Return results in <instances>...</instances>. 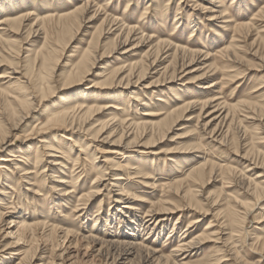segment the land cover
<instances>
[{
  "label": "rangeland",
  "instance_id": "obj_1",
  "mask_svg": "<svg viewBox=\"0 0 264 264\" xmlns=\"http://www.w3.org/2000/svg\"><path fill=\"white\" fill-rule=\"evenodd\" d=\"M86 1L0 0V20L22 16L30 18L29 21L24 23L21 32L0 31V75L12 78L0 79V125L3 126L8 139L15 144L10 147L9 151L24 156L26 148L31 147L28 161L25 162L20 158L21 162H17L19 164L17 166L37 173L34 178H32L33 176H27L28 179H26L27 182L33 181L35 186L24 184L23 180L12 170V166L9 168V172L5 171L4 173V176H8L7 182H2L6 187H2V184H0V190L6 193L7 198L1 201L0 210L4 209L1 211L6 214V222L0 226V257L1 255L9 254L7 250L5 251V247L8 243L14 241V237L8 236V238H5L4 236L9 231L15 232L16 230V227L13 228L15 223L10 225L8 223L10 220L14 221L16 217L20 216L22 217L21 220L28 224L43 223L45 220L48 226L55 225L58 228L72 229L76 232L75 236L79 239L80 247L76 249L72 246L67 251L69 254H66L62 264H100L104 257L97 254V251L101 247V250L105 253V250H107V248L104 249L105 244L102 246L91 242L90 247L86 250L83 241H89L83 238L95 236L102 243L110 240L120 242L124 240L121 238L122 236L124 237L130 233L126 227H121V224V226L118 225L117 220H113L110 227L104 226L105 219L110 213L118 215L116 210L119 207L114 200H116V194L120 192L118 190L121 188L107 187V190L102 191L101 196L99 195L91 204L90 211L85 219L84 217H78V214L72 212V208L78 204L77 201L84 198L87 194V187L92 178L95 177V169L99 168L102 171L104 167L102 160L110 158L114 163L123 164L125 159H130L129 164L133 165L132 168H135L140 173L139 175L143 179H135L134 182H130L127 179L124 180V189L129 197L123 195L122 201L125 204H132L131 209L133 210L127 211L131 212L132 217L135 215L136 221H139V225H141V213L146 211L153 202L167 200L169 204L189 205V198L185 199L181 196L183 192L177 193L170 198L162 197L164 190L160 189V186L171 181H178L179 178L182 179L193 164L195 165L204 156L208 162L219 164L223 169L215 171L214 179H210L208 184L203 186L195 184L192 186L193 189L190 188L195 211L187 209L184 212V216L179 219H176L179 213L169 217V220L164 223L165 226L160 229L161 231H158L159 234L156 236L154 235V230L152 231L155 224L149 225V230L138 233V241L141 242L142 239H145L144 243L149 247L162 250L163 255H169L178 239L187 235V232H185L187 224L195 217H198V211L201 210V212H206L207 215L200 217L199 223L194 226V229L192 228L194 231H192L189 239L201 236L202 233L206 232L218 231L217 233H220L222 231L221 233L234 232L233 234H235V231H239L240 233L236 238L237 242H235V250L239 252V255L243 257L247 264H264V255L256 254L258 253V245H255L256 238L263 239L264 237V221L259 218L264 213L262 211L264 210V197L257 200L258 203L255 202L252 192L247 191L246 193V189H243L247 185L243 178L261 183L264 182V179L256 180L260 169H252L250 165V167H247L248 163L240 158L246 154L247 159L251 160V163L262 164L264 167V0H217L220 3L214 4L216 7L215 11L220 10L219 7L222 5L225 6L227 15L229 14L231 17L230 22L227 23L228 25L224 23L226 19L217 17L212 19L211 16H216V14L212 15L200 10V7L203 6L212 7V5H207L203 0H90L89 3L92 10L90 9V12L88 11L84 15L83 18L85 20L80 23L81 27H74L72 32L74 34L77 33L72 35V40L67 48L63 47L64 50H61L62 45H59V35L54 37L53 35H45L49 33V30L55 31L57 28L55 25L47 24L42 27L41 32L38 31L39 26L35 27L36 16L43 15L48 11L54 15L53 18H57L59 15L63 16L82 7ZM105 13L112 15L118 20L120 19V21L123 20L122 22L125 24L136 25L141 28L143 34L152 39L151 45L158 42H171L174 45L186 46L191 50H202L203 53L209 50L212 52L210 56L213 58L211 61L206 60V62L202 61L204 57H201L197 62L198 65L194 64L184 72L178 69L175 73L177 77L174 80L169 79L170 70L168 72L169 75L165 74L164 77H159V81H161L159 84L150 86V83L158 78V74L154 73L165 66L172 58L166 59L168 60L166 62L164 59L165 55L162 57L164 63L157 67L156 70L150 71L143 80L136 82L135 78H130L129 86L124 80L122 84L111 83L108 85V90H102L101 88L103 87L97 86L96 83L103 79L96 78V76H104L105 78L110 76L111 82L113 81L111 73L114 69L130 62L145 60L144 55L149 49L148 43L131 50L135 43L132 42L131 46L120 49L119 54L104 56L103 60L96 63L81 82L63 80L62 76L66 72L64 67L71 61H74L73 63L75 64V59L80 56L81 51L91 46ZM94 14V20L85 25L87 19ZM178 22L179 26H176ZM238 26L245 27H243V31L240 30L241 32H239ZM113 29L111 32L115 35ZM35 30L38 33H35ZM117 33L118 31H116ZM113 35L110 36L111 39L116 36ZM232 38L234 40L230 43ZM55 39L59 40V42L55 41ZM105 39L102 38L100 40L103 48L99 49L98 57L103 53L106 55L109 52L105 48L108 42L107 38ZM234 44L238 48L236 63L229 62L230 60L227 56L221 53L225 52L224 50L228 49L229 45V48L232 45L235 46ZM54 50L60 53L58 52L59 63L57 62V67L53 70L55 75L49 79V84H51L49 86L51 88L50 93L47 96L45 95V97L38 93L32 97L25 89H29L32 85L30 81L32 71L36 73L39 66L38 62L41 64V59L39 57L36 59V55L46 54ZM124 50L131 52L121 56L120 53H124ZM74 51L78 53H74ZM168 55L172 56V52H168ZM29 56H31L30 61L26 60ZM12 63L14 64L12 65ZM209 65H214L217 68V74L212 72L207 74V77L203 80L195 81L194 77L200 76ZM28 66L30 69L35 68V70L29 71ZM177 66L179 65L177 64ZM12 68L15 71L17 69L16 74H12L10 70ZM196 69L199 72L188 74L189 70ZM28 79L30 84L25 83ZM17 80L22 83V88L15 82ZM162 81H165V83L161 84ZM210 82H216L218 85L212 90H204V86ZM260 86L261 89L258 90ZM135 98L136 102L134 101ZM13 99L17 100L13 101ZM205 99H218L212 106L217 103H223L227 110L233 111L235 109L236 120L234 119V127L237 130L241 128L248 132L245 135L246 140L243 141L244 143L242 142L238 146L239 141L234 139L236 137V129L234 127L227 139V147H221L212 142V139L205 135L206 132H202L201 128H197L196 131L191 132L192 136H188L191 134L188 132L194 130L196 125L194 123L195 119L192 122L186 121L189 116H197L198 108H195L191 113H187L183 120L178 121L177 125L175 124L163 140L156 141L147 148L136 146L128 151H123L117 146L112 147L99 142H92L89 140V136V139H86V136L81 137L69 132L67 134L62 129H48L41 136H30L31 140L28 144L24 145L21 142L31 127L33 128L35 124L37 126L40 123H45L46 118L54 111L60 109L63 104L68 103V100H70L69 105L74 104L77 100L80 103H85V105L111 104L115 107L111 110L112 116H115L117 120L127 117L139 122L147 119L157 122L166 118L163 116L180 107L183 102L202 101ZM17 101L22 103L28 101L26 103L29 104L30 109L33 111L30 112L29 117L23 124L13 130L9 129V126H12L15 120H11L10 125H8L7 120L9 117H7V111L17 109L19 107ZM211 110L212 108L205 110L202 117L203 123L223 113V111L220 113L215 112L213 116L206 118V114L211 112ZM148 112L156 116H144V113ZM244 117L247 119H244ZM104 119L99 118L100 121ZM203 123L200 122V124ZM68 137L71 141H66ZM148 138L149 135L142 140L138 139V144L141 145ZM74 140L88 144L89 147L85 155L79 154L78 148H74L71 144ZM39 141L52 143L53 146L60 148L63 156L61 154H52L54 158L44 157L43 160L48 163L59 159L65 169H61V172H58L57 167L45 162H42L36 169L34 168V165H32L34 162L33 155H35V146L39 145ZM198 144L200 146V154L195 153V150H193L196 149L194 147ZM95 146L99 154L95 152L96 155L94 157L91 151ZM70 148L72 151L69 150ZM5 153L7 152L1 153L0 156H4ZM78 154V162H76L78 164H74ZM44 169L45 172H41ZM72 171L75 172L72 173ZM52 173L59 178H65L66 184L61 185L62 187H57V190H61L60 192L55 190V186L58 185L56 184L57 179L54 178L53 182L47 179ZM44 175L47 177H43ZM77 176L80 178L74 184L73 179ZM238 179H241L239 180L240 182L237 181ZM243 184H245L244 187ZM262 186H264V183H262ZM36 190L40 191L41 196L34 195ZM64 193H69V195L64 196ZM131 195L135 197L134 201L130 200L133 198ZM0 199H2V196H0ZM217 200L216 205L210 208L213 201ZM51 202H54L53 206H50ZM241 204H250L247 206V210L250 212H248L249 215H244L246 208L241 207ZM99 207L101 208L100 210ZM137 209L142 210L138 211ZM21 212L23 216L19 215ZM98 213L100 214V219L95 223L94 217ZM217 213L219 214L217 215ZM221 213H223V217ZM227 213L229 214L227 215ZM157 216L154 217L156 220L162 217ZM209 222L214 225L213 228L208 231L204 230ZM150 223L151 221L147 225ZM226 224L228 226H225ZM220 225L223 227H220ZM172 227L174 230H172ZM47 232L48 228L44 231L40 228L38 235ZM146 233L147 236H145ZM110 236L115 237L110 239ZM245 236L246 239H244ZM30 247L31 251H35L36 254L31 264H46L49 261L50 255L48 253L44 257L38 255L39 250L50 251L49 245L44 244L42 240H38L37 243L29 245L25 243L21 246L23 251ZM66 247L67 242L64 243L62 248L65 249ZM194 247L195 250L190 252V257L186 258L188 264H212L215 259L226 255L225 252H222L224 248H220V245L213 242H199ZM62 248L57 247L54 250L55 255L59 254ZM109 254L108 264L111 263L109 258L116 257L118 251L109 250ZM4 258L3 260L6 261L4 264H10L11 262L16 263L18 256L7 255ZM8 259L10 260L8 261ZM139 261L137 256H132L128 264H139ZM60 262L55 256L53 264H60ZM223 264H232V262L226 261Z\"/></svg>",
  "mask_w": 264,
  "mask_h": 264
},
{
  "label": "bare ground",
  "instance_id": "obj_2",
  "mask_svg": "<svg viewBox=\"0 0 264 264\" xmlns=\"http://www.w3.org/2000/svg\"><path fill=\"white\" fill-rule=\"evenodd\" d=\"M89 1L90 0H87L86 2H84L82 7L75 9L73 12H70L63 16L59 15V17L57 18L56 17L53 18L54 15L46 11L43 15L35 17L36 18L35 27L39 26L40 28L38 31L40 30L42 31V27L47 24L55 25V27H57L55 31L49 30L48 34H45V33L44 34L48 36L53 35V37L59 35L60 37L59 45L60 44L62 45L61 50L63 49V47L67 48L69 42L72 40V37H73L72 35L74 34L72 30H74V27L79 28L80 23L85 20V18H83L84 15H86L87 12L92 8ZM203 1L206 2L207 5H212V7L208 8L207 6H203V7H200V10H203L206 13L207 12L211 13L212 15L216 14V16H211L212 19L217 17V18L226 19L224 22L226 24L230 22L231 17L229 16V14L227 15L226 13L227 10L225 9L224 5L219 7L220 10L215 11L216 7L214 4H217L220 2H218L217 0H203ZM105 15L103 16L99 29H97L96 31V36L94 40L92 41L91 46L81 51V53L79 54L80 56H77L78 58L75 59V62H76L75 64L73 63L74 61H71L68 63V65L64 67V69H66V72L62 76L63 80L68 79V80L81 82L85 78V76L88 73H90L89 71L91 70V68H93V66L96 63L103 60L104 56L108 57V55L119 54L120 49L125 48L126 46H131L132 42H135V43L132 46L131 50L144 46V44L148 43L147 46H149V49L144 55L145 60L130 62L128 64H124L121 67L119 66L117 69H114V71H112L111 73L112 75L111 77L113 78V81L111 82L109 79L110 76L107 78H105L104 76L102 77L96 76V78L103 79V80H99L100 82L96 83L97 86L103 87L101 88L102 90L104 91L108 90V85L111 83L122 84L124 80H126V83L129 86V81L131 80L130 78H135L136 82L141 81L143 80V78L147 77L150 71L156 70L157 67L161 66L164 63L163 61L164 59L167 62L168 60L166 59L170 57H172L171 60L168 61V63L165 66H163L161 69L157 70L156 73H154V74H158V78L153 80L150 83V86L159 84L161 82L159 81V77H164V75L168 74L170 70H171L170 71L171 74L169 76V79L174 80L177 77L175 73L177 72L178 69L184 72L187 68H190V66L197 64V62L199 61L201 57H204L202 61H206V60L211 61V59L213 58L212 56H210L212 52L209 50H206V52L203 53L202 50H199V51L191 50L190 48L186 46L174 45L171 42H168V43L158 42L157 44L151 45L152 39L150 37H146L143 34V31L141 30V28L137 27L136 25L125 24L124 22H122L123 20L120 21V19L118 20L114 18L112 15H108L106 13ZM223 16H226V17L223 18ZM94 18H95V14L87 19L85 25L87 23L92 22ZM29 19L30 18L28 16H22L19 18L18 17L17 18L8 17V18L1 19L0 20V31L10 32V33L11 32L15 33V31L17 33L21 32V29L24 26V23L26 21H29ZM176 24H177L176 26H179V22ZM235 24H236V21H235ZM243 27L245 26H238L237 27L238 31L239 32L243 31ZM112 29L115 32L116 36L113 35V33L111 32ZM38 31L35 30V33H38ZM116 31H118L117 34H116ZM111 35L115 37L111 39L110 37ZM102 38L104 39L107 38L108 42L105 48L109 50V52L106 55L105 53H103L98 57L97 55L99 53L98 52L99 49L103 48L102 45L100 44V40ZM232 40H234V38L230 40V43L232 42ZM55 41L59 42V40L57 39H55ZM229 46H228V49L226 48L224 50L225 52H221V53L227 56V58L230 60L229 62L236 63L237 62L236 53H237L238 48L236 47V45L235 46L232 45L230 48ZM170 51L172 52V56H170L171 54L167 56V53ZM58 52L59 51L54 50L46 54L41 53V55L39 54L36 55V59L38 57L39 59H41V64H39L40 62H38L39 66L37 67L36 73H33L32 71V74L30 75V78H31L30 81L32 85L30 86L29 89L28 88L25 89V91L29 92V95H31L32 97L34 94L36 95L37 93L39 95H44V97L45 95L47 96V94L50 93L51 88L49 86L51 84H49L50 83L49 79L53 78V75H55V71L53 72V70H55V68L57 67V62L59 63ZM129 52L131 51L124 50V53H120V54L122 56V55L129 54ZM74 53H78V52L74 51ZM162 57H164L163 60H162ZM30 58L31 56H29L26 60L30 61L29 60ZM13 64L14 63H12V65ZM177 64L179 66H177ZM263 68H264V65H263ZM10 70L12 71V74H16L17 69L16 71L14 70V68ZM30 70H35V68L34 69L29 68V71ZM197 72H199V70L197 69L191 70V71L189 70L188 74L191 75ZM212 72H214V74H217V68L214 67V65H209V67H206L203 70V73L200 76L194 77V80L196 79L195 81H201L207 77V74L212 73ZM5 78L12 79L8 76L0 75V79H5ZM29 79L25 81L26 84L27 83L30 84ZM15 82L17 83L18 86H21L22 84L19 80ZM163 83H165V81H162L161 84ZM217 85L218 83L216 82H210L206 84L203 89L212 90L216 88ZM260 89H261V86L258 88V90ZM16 100L13 99V101H16ZM217 100L218 99H209V100L205 99L202 101L198 100V101H193V102H183L180 107L173 109V111L170 110L171 113L169 114L167 113L166 116H163L166 118H164L161 121L158 120L159 122L158 121L152 122V120H149V119L142 120L139 122L133 119H129L127 117H124V119L117 120L115 116H112L111 110L114 109L115 107L111 104L97 103L94 105H85V103L84 104L80 103V101L77 100L76 102H74V104L69 105L70 100H68V103L63 104L60 109L54 111L49 117H47L45 123H40L37 126L35 124L33 128L31 127L32 129L30 128L29 132L26 134V137L22 139L21 142L24 145L28 144L29 141L31 140L30 136H34V135H36L37 137L41 136V134H43V132H45V130H48V129H62V130H65L66 133L69 132L70 134H77V136L79 135L81 137L86 136L85 137L86 139L89 136L90 139L89 138L88 139L91 140L92 142H99L102 144L110 145L112 147L113 146L120 147L123 151L124 150L128 151L130 150V148L132 147L134 148L136 146L147 148L149 147V145L154 144V142L163 140L166 134L169 133V131H171V129L175 126V124L178 123V121L183 120V118L185 117L187 113H191L193 110H195V108H198L197 116L195 117L189 116V119L186 121V122H192V120L195 119L194 120V123L196 125L195 129L188 133L196 131L197 128H201L202 132H206L205 135H208V137L212 139V142L216 143L217 145L221 147L223 146L225 147L228 143L227 139L229 137V134L231 133L235 125L234 123L236 120L235 119L236 111L235 109L233 111H231L230 109L227 110V107L223 103H217L215 104V106H212L214 103L217 102ZM134 101L135 102L137 101L136 98L134 99ZM26 102L22 103V102L17 101V103L19 104V107L17 109H10L7 111L8 116L7 115L6 116L9 117V119L7 120L8 125H10L11 120H15V123L13 122L12 126H9V129L16 130L17 127H19L21 124H23L27 120L30 112L33 111L32 109H30L31 107ZM207 108L208 109L212 108V110L211 112H208L206 114V118H210L211 116L214 115L215 112L220 113L223 111V113L211 118L206 123H203L202 117ZM144 114H145L144 116H148V117L156 116V115H153V113L151 112L144 113ZM99 118L100 119L105 118V119L100 121ZM244 119H247V118L244 117ZM200 122H202L203 124H200ZM239 129L238 130L236 129V137H234L235 141H239L238 146L240 145V143L246 140L245 135H247L248 133L245 130H242L241 128ZM148 135H149V138L147 139V141H144V143L139 145L138 139L142 140L145 137L147 138ZM188 136H192V133ZM66 141H71V139L68 137ZM13 144H14L13 141L8 139V136H6V132L3 126L0 125V154L7 152L5 153L4 156H0L1 157L0 158V162H1L0 163V184H2L1 186L6 187L2 182L4 181V183H6L7 182L6 179L8 178V176H4V173L5 171L9 172V168H11V166H12V170L15 172L16 175H18V177L21 180H23L24 184L28 186H35L33 181L27 182L26 179H28L27 176H33L32 178H34L37 173L31 170H27L25 168L21 169L20 167L17 166L19 165L17 162H21L20 158L23 159L25 162L28 161L30 157L29 151H31V147L26 148L27 154L25 153L24 156H20L16 152L9 151L10 147ZM71 144L74 146V148H78L77 151L79 154H84V155L86 154L88 147H89L88 144L83 143V141L78 142L74 140ZM199 144L194 147L196 149H193L195 150L194 152L198 154H200L201 152L199 150V147H200ZM69 150L72 151L71 148ZM91 152L94 157L96 155L95 152H98L99 154V151L97 150L96 146L93 147ZM52 154H61V156H63V153L60 151V148H58V146H53L52 143H45V141H39V145L35 146V155H33L34 162L32 165H34V168L36 169L42 162L46 163V161L43 160L44 157L54 158L53 157L54 155ZM79 154L77 155V158L74 164H78L76 162H78ZM202 157L203 158H200L199 162L195 163V165L193 164V166L190 168L188 172H186V175L183 176L182 179L179 178L178 181L174 179L175 181L164 183L160 186V189L164 190L162 197L170 198L172 196H175L177 193L183 192V195L181 194V196L185 199L189 198L188 200L189 205L180 206V205H175V204H169L167 200L166 201L159 200L155 203L153 202L150 204V207L146 211L141 213L142 214V223H140L141 225H139V221L138 222L136 221L135 215L132 217L131 212L127 211V210H133L131 209L132 204L131 203L125 204L123 203L122 199H123V195L128 196V193L124 189V186H125L123 185L124 180L127 179L130 182L131 181L134 182L135 179H143V178L139 175L140 173L137 172L135 168H132L133 165L129 164L130 159H125L123 164L114 163L110 158H105L104 160H102V163H104V167L102 166L103 167L102 171L99 168L95 169V177L92 178L89 186L87 187V194L84 196V198L77 201L78 204H76L72 208L73 210L72 212L74 214H78V217H84L85 219L88 216V212L90 211L91 204L97 199L99 195L101 196L102 191L107 190L106 189L107 187L121 188L118 190L120 192L116 194L117 196L116 200H114L116 202V205L119 207L116 210L118 215L110 213L105 219L104 226L110 227L112 224V221L117 220V224L118 225L121 224L122 225V226L120 225L121 227L123 226L126 227V229H128L130 233L126 234V236L124 237L122 236L121 238L124 240L120 242L115 241V240L114 241L110 240V241H105V243H102L100 240L96 239L95 236L84 237L83 239H86L89 241V242L83 241L85 243L84 248H86L87 250L90 247L91 242L100 244L102 246L105 244L104 249L107 248V250H105V253H103V251L101 250V247L97 251V254L102 255L104 257L103 259L104 261L102 260L101 261L102 263L100 264H108L107 260H108V256L110 255L109 250L118 251V254L116 257L109 258L111 259L110 264H128L129 259L132 256H137L139 258L140 260L139 264H188L186 261V258L190 257V254H191L190 252L195 250L194 246L196 244H198L199 242H206V243L213 242L214 244L220 245L221 246L220 248H224V251L222 252H225L226 255H223L220 258L215 259L212 264H223L226 261H230L232 262V264H247L246 261L243 259V257L239 255V252L235 250V244H236L235 242H237L236 238L238 237L240 233L239 231H235L236 232L235 234H233L234 232H231L232 234L229 232L221 233L222 231H220V233H217L218 231H213L209 233L206 232V233H202L201 236H196L194 238L189 239V236L192 234V231H194L193 230L194 226L199 223L200 217H205V215H207L206 212L205 213L201 212V210L198 211V217H195L187 224L186 229H185V232H187V235L181 239L180 238L178 239V241L176 242V245L174 246L172 251H170L169 255H163L164 253L162 254V250L149 247L147 244L144 243L145 239H142L141 242L138 241L137 239L139 238L138 233H143L150 229L149 225L155 224L152 231L154 230L153 232H154V235L156 236L157 234H159L158 231H161L160 229L165 226L164 223L169 220V217L173 216L174 214L179 213V215L176 217V219H179L184 216V212H186L187 209L195 211L193 209L194 208V205H193L194 203L192 202L193 195H192V191L190 188H192V186H194L195 184L197 185L200 184L202 186L208 184L210 179H214L215 171H220L221 169H223V167H221L219 164L218 166L215 163L208 162L204 156ZM240 158L243 159L246 163H248L247 167L251 166L252 169L253 168L260 169V172L257 174L256 180L260 178L264 179V167L262 164L251 163L250 162L251 160L247 159L246 154L242 155V157ZM46 164H52L53 166L57 167L56 169H58L57 170L58 172H61V169H65V167H63L62 162H60L59 159L56 161L52 160V162H48ZM41 172L44 173L45 169ZM74 172L72 171V173ZM43 177H47V176L44 175ZM54 178L57 179L56 184H58L57 186H55V190L60 192L61 190H57V187H62L61 185L66 184L65 178H62V177L59 178L54 173H52L47 179L53 182ZM79 178L80 177L77 176L75 177V179H73L74 184H76V180H78ZM241 179H238L237 181ZM243 179L245 182H247L246 187L243 189L244 190L246 189V193L247 191L248 192L251 191L252 197H255V202L258 203L257 200L264 197V186H262V183L264 182L261 183L259 181L256 182L251 179H245V178ZM244 185L245 184H243V187ZM3 192L2 190H0V196H2V199H0V205H2L1 201L4 198H7L6 193H3ZM69 193H64V196H68ZM34 195L41 196L40 191L36 190V193H34ZM131 196L133 197V195ZM130 200L134 201L135 197H133ZM216 202H218V200L213 201V204L210 205V208L215 206ZM53 204L54 202H51L50 206L51 205L53 206ZM180 204H181V201H180ZM248 205L250 204H244V205L241 204V207L243 206L244 208H246L244 210L245 216L249 215L248 214L249 211L247 210ZM100 209L101 208L99 207V210ZM1 210H4V209L2 208ZM1 210H0V226L1 224L6 222L5 220L6 214L3 213ZM137 210L140 211L142 209H137ZM262 211L264 212V210ZM119 214H121L120 217H119ZM218 214L219 213H217V215ZM222 214L223 213H221V216ZM228 214L229 213H227V215ZM19 215H22V212L19 213ZM157 215L162 216V217L156 220L154 217L155 216L158 217ZM99 216H100L99 213L95 215L94 217L95 223L98 222V220L100 219ZM116 217H119V218H116ZM21 218L22 217L18 216L16 217L17 222H15L16 220L14 221L10 220V222L8 223L9 225L12 223H15L13 228L16 227V230L15 232L9 231L8 233L4 234V236L5 238H8V236L14 237L13 238L14 241L6 245L5 251L7 250L9 254H5L3 256L1 255L0 264L6 263V261H4L3 259H5L4 256H7V255L8 256H11V255L18 256V259L16 260L17 262L16 263L11 262L10 264H31L33 261V258L36 257L35 251L32 252L31 247L26 249V251L25 250L23 251L21 246H23V244L25 243L27 245L37 243L38 240H42L44 244H47L50 246V251L49 250H46L47 252L45 250L38 251L39 256L44 257L46 253L50 255L49 261L46 264H53L55 260V256H57V258L61 261L60 264H62L66 254L67 255L69 254L67 253V251L72 246L76 249L80 247L79 239L75 236L76 232H74L72 229L70 230V229L58 228L55 225L48 226V223L45 222V220L43 223L28 224L24 220H21ZM147 218L149 219L146 220ZM259 218H262V220L264 221V213ZM154 219L155 221H153ZM150 221L151 223L147 225V223ZM213 226L214 225L211 224V222H209V224L206 226L204 230H207V231L211 230ZM221 226L222 225H220V227ZM225 226H228V225L226 224ZM40 228L43 229V231L46 228H48V232L38 235V230ZM172 230H174L173 227H172ZM105 233L107 234L109 232H105ZM145 236H147V233L145 234ZM114 237L110 236V239H114ZM244 239H246V236ZM66 242H67V247L63 249L62 247L64 243ZM255 243H256L255 245H258V248H257L258 253L256 254L264 255V237L263 239L256 238ZM57 247H61L62 249H61V252L59 251L60 252L59 254L55 255L54 250ZM9 260L10 259H8V261Z\"/></svg>",
  "mask_w": 264,
  "mask_h": 264
}]
</instances>
